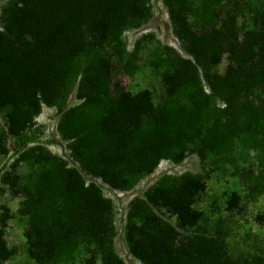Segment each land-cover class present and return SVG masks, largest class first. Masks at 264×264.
<instances>
[{"label": "trees", "instance_id": "16d2710c", "mask_svg": "<svg viewBox=\"0 0 264 264\" xmlns=\"http://www.w3.org/2000/svg\"><path fill=\"white\" fill-rule=\"evenodd\" d=\"M161 1L186 56L160 57L165 97L156 104L148 89L111 87L113 57L134 70L125 32L151 20L152 0H0V157L9 137L17 148L0 182L22 197L26 251L36 264H74L83 243L102 264H125L115 247V207L98 179L134 191L162 159L180 164L188 151L223 157L236 140L254 149L264 142V6L252 7V26L240 33L235 10L221 17V0ZM74 89L79 103L68 105ZM43 107L56 109L67 158L37 139ZM205 188L202 174L185 171L164 172L139 190L121 236L129 255L141 264H239L224 232L207 230L194 207ZM238 202L233 192L227 209ZM11 217L1 205L0 264L13 253ZM95 262L91 251L84 264Z\"/></svg>", "mask_w": 264, "mask_h": 264}, {"label": "rangeland", "instance_id": "374dc122", "mask_svg": "<svg viewBox=\"0 0 264 264\" xmlns=\"http://www.w3.org/2000/svg\"><path fill=\"white\" fill-rule=\"evenodd\" d=\"M152 4L154 16L151 20L142 28L125 32L127 51L135 52L134 70H130L124 62L113 57L111 87L118 83L132 93L148 89L157 104L165 97V86L161 76L163 60L160 57L167 54L174 57L176 53L186 55L180 50L179 40L170 30L168 15L162 1L152 0ZM255 5L264 6V0H236L235 5L232 1L221 0L220 15L224 17L226 12L235 10L238 30L242 33L252 26V7ZM228 64V56L224 54L215 69L222 74ZM74 93L75 89L68 95V105L79 103ZM252 97L258 102L262 95L256 91ZM57 122L56 109L43 107L36 118L34 130L37 139L49 150L67 158L65 142L60 140L57 132ZM8 148V155L0 157V181L2 174L16 156L14 137H9ZM185 171L204 176L206 188L199 194L194 204V207L203 213L204 227L209 231L219 229L224 232L226 250L239 264H264V142L259 149H254L241 140H236L231 154L223 157H215L211 153L202 157L188 151L180 164L162 159L154 173L143 178L134 191H127L126 197L138 195L139 190L156 181L164 172L167 175L178 176ZM233 192L239 195V202L237 207L230 211L227 209V201ZM21 201L20 195L14 196L12 190L0 182V206H8L12 213L6 227V239L13 253L3 264H36L26 251L24 231L27 220L18 212ZM159 212L177 226L174 216L163 209ZM121 214L122 212L115 209L117 226ZM176 229L179 232L178 238L183 239L185 232L177 227ZM115 247L118 254L124 258L125 264H141L129 255L121 235L116 237ZM91 251L95 256V264H102L100 255L84 243L76 253L74 264H84Z\"/></svg>", "mask_w": 264, "mask_h": 264}, {"label": "built area", "instance_id": "2783aa9c", "mask_svg": "<svg viewBox=\"0 0 264 264\" xmlns=\"http://www.w3.org/2000/svg\"><path fill=\"white\" fill-rule=\"evenodd\" d=\"M97 182L100 183L102 186L103 195L112 201L115 209L122 212L119 226L116 225V219H114V224L116 225L119 232L118 235L122 236L123 229L127 221L128 203L133 196L126 197L128 193L127 191L112 189L108 184L102 183L100 179H98Z\"/></svg>", "mask_w": 264, "mask_h": 264}]
</instances>
